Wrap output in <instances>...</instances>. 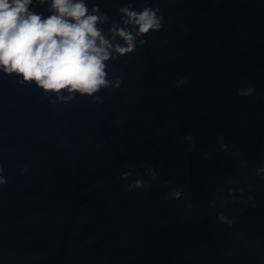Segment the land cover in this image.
Returning a JSON list of instances; mask_svg holds the SVG:
<instances>
[{"label":"water","instance_id":"95a60500","mask_svg":"<svg viewBox=\"0 0 264 264\" xmlns=\"http://www.w3.org/2000/svg\"><path fill=\"white\" fill-rule=\"evenodd\" d=\"M129 2L86 0L117 23ZM147 6L163 27L107 62L101 103L0 72V264H264V0Z\"/></svg>","mask_w":264,"mask_h":264},{"label":"clouds","instance_id":"9594fccd","mask_svg":"<svg viewBox=\"0 0 264 264\" xmlns=\"http://www.w3.org/2000/svg\"><path fill=\"white\" fill-rule=\"evenodd\" d=\"M47 5L50 15L44 17L32 8L33 0H0V72L15 75L21 86L35 84L45 97H55L57 103L71 102L77 95L91 97L92 103H101L97 93L103 89H118L122 80L112 79L107 71L109 61L133 53L146 41L144 36L160 31L164 17L159 8L147 6L136 11L129 2L118 9L119 23L111 21L98 4L88 8L86 0H37ZM111 26L105 32L104 25ZM122 41V43H121ZM184 81H178L177 87ZM252 88L241 89L239 95L247 96ZM190 139V137H187ZM222 147L227 150L221 139ZM0 167V184L6 182ZM155 179V172L149 169ZM131 172L122 178H130ZM264 179V167L256 169ZM144 187L135 179L128 190ZM241 193L243 189H239ZM181 190H172L169 199H179ZM235 199V196L232 197ZM248 196L244 203L252 200ZM214 203V202H213ZM188 207H191L189 204ZM218 219L233 224L235 218L223 214Z\"/></svg>","mask_w":264,"mask_h":264}]
</instances>
